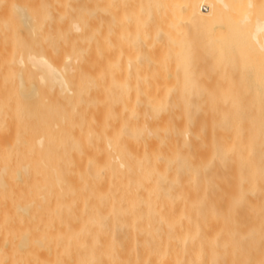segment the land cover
Here are the masks:
<instances>
[{"label":"bare ground","instance_id":"obj_1","mask_svg":"<svg viewBox=\"0 0 264 264\" xmlns=\"http://www.w3.org/2000/svg\"><path fill=\"white\" fill-rule=\"evenodd\" d=\"M0 264H264V0H0Z\"/></svg>","mask_w":264,"mask_h":264}]
</instances>
